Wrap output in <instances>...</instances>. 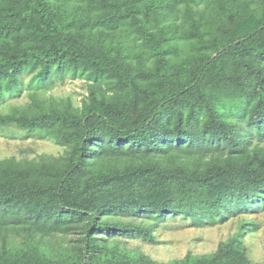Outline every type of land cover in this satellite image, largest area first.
Segmentation results:
<instances>
[{"label":"trees","instance_id":"trees-1","mask_svg":"<svg viewBox=\"0 0 264 264\" xmlns=\"http://www.w3.org/2000/svg\"><path fill=\"white\" fill-rule=\"evenodd\" d=\"M26 74L88 95L0 112V130L63 147L0 159V264H260L245 215L264 206V0H0V104ZM178 216L242 219L210 254L130 247Z\"/></svg>","mask_w":264,"mask_h":264},{"label":"rangeland","instance_id":"rangeland-1","mask_svg":"<svg viewBox=\"0 0 264 264\" xmlns=\"http://www.w3.org/2000/svg\"><path fill=\"white\" fill-rule=\"evenodd\" d=\"M37 92L41 98H52L57 101L71 100L75 106H81L83 99L88 95V81L85 78L66 77L45 85H36L31 74L24 76L22 92L7 94L0 104V112H12L32 102L30 93ZM63 147L52 139L26 138L24 132L16 127L0 130V159L16 156L17 158H33L39 154L59 155ZM246 218L255 219L260 228L248 232L246 245L249 257L257 263L264 264V206L257 204ZM242 218L235 216L226 222L206 224L196 227L189 219L181 216L168 218L156 231L157 242L131 239L130 247H138L142 252L159 262H168L173 259H182L188 253L210 254L217 250L222 241L227 240L239 227Z\"/></svg>","mask_w":264,"mask_h":264}]
</instances>
